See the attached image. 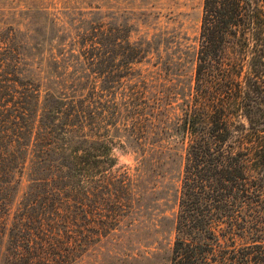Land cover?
Masks as SVG:
<instances>
[{"label":"trees","instance_id":"1","mask_svg":"<svg viewBox=\"0 0 264 264\" xmlns=\"http://www.w3.org/2000/svg\"><path fill=\"white\" fill-rule=\"evenodd\" d=\"M77 38L86 91H65L64 71L43 92L0 45V264H72L129 217L133 182L110 127L186 141L171 264H264V0H204L174 127L159 117L173 93L128 78L145 51L128 30L98 23Z\"/></svg>","mask_w":264,"mask_h":264},{"label":"rangeland","instance_id":"2","mask_svg":"<svg viewBox=\"0 0 264 264\" xmlns=\"http://www.w3.org/2000/svg\"><path fill=\"white\" fill-rule=\"evenodd\" d=\"M203 9L204 0H0V45L16 47L23 75L39 82L43 92L56 87L55 73L64 71L58 80L65 82V91L72 82L86 91L89 71L75 46L77 35L98 23L122 27L145 50L128 78L145 79L150 93L162 90L164 99L173 93L171 106L159 117L174 127L176 98L194 82ZM109 136L118 166L132 178L133 209L72 264H171L186 141L173 129L136 141L127 130L110 127ZM26 177L25 172L19 194Z\"/></svg>","mask_w":264,"mask_h":264}]
</instances>
